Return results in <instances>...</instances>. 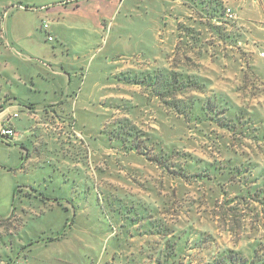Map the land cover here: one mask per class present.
<instances>
[{
  "label": "rangeland",
  "instance_id": "1",
  "mask_svg": "<svg viewBox=\"0 0 264 264\" xmlns=\"http://www.w3.org/2000/svg\"><path fill=\"white\" fill-rule=\"evenodd\" d=\"M16 2L21 1L0 0V3H4L7 7ZM215 2L221 4L225 11L230 9L236 17L233 21L227 22L223 31L231 36L233 43L230 40L227 45L221 43L219 36L211 33L206 25L198 26L199 23H205L200 18L199 12L206 9L207 5L213 7ZM140 15L142 17L141 36L124 34L117 27L109 29L107 25L101 39L94 42L92 52L75 54L71 52L69 55L64 52L59 55L60 60L68 59L69 65L65 67V71L77 82L72 93L73 102H70L69 106L62 107V111L66 110V114L71 115L75 124L72 123V127L75 128L73 138L63 136L60 138L56 134L61 130H55V135L51 136L55 141H45L47 149H36V151L39 150L37 153L34 149H27L30 154L27 161L25 157L21 159L19 149H14V147L19 148L16 146L19 141H21L19 144L23 142V133H20L21 138L16 140L14 147L7 148L5 144L0 143V215L7 213L9 217L12 213L16 214L21 210L20 207L25 202V188H36L49 198L55 199L65 195L66 192L63 191L65 189L80 188L64 186L59 184V181L62 179L73 181V178L85 179L88 184L84 185L83 193L90 197L94 194L96 202L94 201V207L88 213L78 210L77 225H84L82 222L85 223L88 219L89 232L92 231L94 236L97 237L104 232L105 227H110V233L114 235L118 222L115 223L116 219L115 225L111 222L114 221L110 217L113 214L108 210L106 198L104 203L107 210H102V206L97 203L96 192H99L102 197L100 189L108 191L109 186L110 193H120V196L127 197L124 199L126 201L136 202L138 199L150 202V195H155L152 189L159 187V184L154 182L157 177L146 166H142L141 158L123 150L131 149L130 144L121 143V140L117 139L126 138L131 141V137L135 134L140 139H149V142H146L147 149H153L151 142L161 141L167 147L187 151L198 158L205 157V149H222V152L218 153L220 158L225 156V149H255L264 167L262 155V149H264V55L261 56V53L264 54V0H142ZM123 16L124 11L119 14V20H122ZM5 20L6 16H4V22ZM223 20L226 22L225 12ZM6 22L4 35L9 41L6 50L13 49L12 51L18 54L23 49L12 45L15 34L7 35L11 15ZM216 22L218 21L215 20L212 24L218 26ZM41 24L42 22L35 21L33 26L18 27L17 31L20 30L27 37V34H31L34 30L40 39V42H37L40 52L50 54L56 49V42L53 43V38L48 33L49 29L48 31L41 29ZM178 24L193 28L200 33L201 45L195 44L190 38L181 40L179 34L182 35L183 32L177 31ZM192 36L196 37V34ZM48 37L52 38V43L47 42ZM181 41H187V46ZM27 56L21 59H29L36 64L40 63L44 69L48 68L43 62L45 59L39 53L32 57ZM1 59L2 62L6 61V57L2 56ZM27 68H29L28 65ZM162 69L166 71L184 69L190 74L197 75L208 85V90H205L207 96L212 93L224 94L233 105L248 110L249 114L237 125L238 130L244 127L245 134L241 136L237 130L229 132L214 124L210 126L182 124L173 116L172 110L157 98L155 94L157 87L144 84L145 81L148 83L150 79L156 77ZM29 74L31 77L34 76L33 71H29ZM0 77L3 79L1 81L4 89L10 86L8 79L2 75ZM140 81H142L141 84H139ZM94 82L98 84L93 85ZM16 84L23 87L22 83L16 81ZM25 84L27 99H23L24 102L43 101L44 90L33 89L30 79ZM104 86L107 87L104 88ZM192 95L194 93L188 94V96ZM14 111L19 116L16 124L21 126L26 122V114L17 106ZM37 120H40L39 122L46 129L53 125H45L43 116H38ZM31 123H28V127L32 129L35 123L32 121ZM53 128L60 127H55L54 124ZM34 131L36 133L37 130ZM128 132L133 136L128 137ZM28 139L30 143L35 141L33 135ZM30 147L31 145L28 144V148ZM38 157L40 165L37 161ZM37 165L41 167L37 168ZM43 177L53 182H48L42 187L39 185L34 187L33 180L43 179ZM18 188L21 192L14 194L15 189ZM228 191L231 192V189L229 188ZM195 193L190 191L191 196L196 195ZM156 203L157 201L153 202L154 207L157 206ZM32 204L34 211L25 215L27 220L23 219V227L26 231L36 229L40 225L48 226L44 224L48 217L43 215L42 202ZM255 207L254 212L251 206L241 205L238 208L243 220L240 223V218H237L240 223L237 230L241 237V239L237 238L240 248L264 229V205ZM116 208L117 205L113 207V209ZM257 211L263 218V220L258 219V223L254 218ZM174 218L173 214L168 220L172 221ZM209 219L211 220L210 217ZM207 221L201 218V224L206 227L210 224ZM20 222L10 218V224L0 225V235H3L0 238V256H2L0 264H9V259L6 260L3 257L8 256L9 250L13 247L10 243L12 241L8 238L16 233ZM219 227L221 230L225 229L223 225ZM48 233L45 232L42 235L46 236ZM116 236H112L111 240ZM119 237L114 240L112 247L118 243L120 246L125 244L120 235ZM237 241L235 237L230 238L218 232L215 246L216 248L231 247L237 244ZM184 242L183 238L180 245ZM130 243L131 246H137L135 239H132ZM205 249L200 254L198 249H186L187 256L190 254L195 256H190V260L186 259L185 264L187 261H192L191 264H204L210 252L207 246ZM113 250L117 254H111L113 251L110 249V257L114 258L116 263L121 256L117 249ZM100 253L101 251L96 252L93 258L97 261L101 257L102 262L106 259V254L105 251L102 255ZM80 259L84 261L83 257Z\"/></svg>",
  "mask_w": 264,
  "mask_h": 264
},
{
  "label": "trees",
  "instance_id": "2",
  "mask_svg": "<svg viewBox=\"0 0 264 264\" xmlns=\"http://www.w3.org/2000/svg\"><path fill=\"white\" fill-rule=\"evenodd\" d=\"M224 12L225 8L221 4L215 2L213 7L207 5L206 9L199 12L205 23H199L198 26L206 25L211 33L219 36V42L227 45L229 40L232 42L231 36L223 31L227 22L231 21L223 20ZM215 20L218 21V26L212 24ZM3 21L4 10L0 13L1 35ZM177 31L183 32L182 35L179 34L181 40L190 38L195 44L201 45V34L195 29L178 24ZM182 44L187 46V41ZM245 63L247 64V60ZM123 81L125 82L124 78ZM141 83L142 81L139 82ZM144 84L157 87V98L172 110L173 116L182 124H214L229 132L237 130L241 136L245 134L244 127L238 130L237 125L249 111L233 105L224 94L212 93L207 96L205 90H208V85L197 75L184 69H162L156 77ZM189 93L194 95L188 96ZM127 134L128 137L133 136L129 132ZM138 137L135 134L131 141L116 138L121 143H129L131 149L123 150L141 158L142 166H146L157 177L154 182L159 187L157 190L153 188L155 195L149 197L152 203L138 199L136 202L126 201V196L110 193L109 186L108 191L100 189L102 197L96 192L97 203L102 206L103 211L107 210L104 203L106 198L108 210L113 214L110 217L114 221L109 220L113 224L115 219V223L118 222L113 234L117 235L116 239L120 235L126 245L120 250L126 259L125 264H185L186 259L195 256H187L186 249H198L200 254L206 250L205 246L210 252L204 264H264V229L242 248L237 241V238L241 239L237 230L243 222L238 208L241 205L251 206L254 212L255 206L264 205V167L263 161L258 157L259 153L255 149H225V156L220 158L218 153L222 149H205V157L198 158L187 151L167 147L161 141H150L153 149H147L146 142L149 139ZM0 141L9 145L6 142L8 140L1 138ZM262 152L264 156V149ZM84 185L77 186L80 187L77 191L83 193ZM229 188L231 192L228 191ZM190 191H195L196 195L191 196ZM18 192L21 189H15L14 194ZM155 201L157 206L154 207ZM116 205L117 208L113 209ZM173 214L174 220H168ZM10 218H15L14 213L10 217L0 218V225L10 224ZM201 218L210 222L208 227L201 224ZM237 218H240V223ZM254 218L256 223L258 219L263 220L258 211ZM219 225H223L225 229L221 230ZM218 232L230 238L235 237L237 244L216 248ZM183 238L185 242L180 245ZM132 239L136 240L137 246L130 245ZM3 258L9 259V264H16L9 256ZM191 262L187 261V264Z\"/></svg>",
  "mask_w": 264,
  "mask_h": 264
},
{
  "label": "crops",
  "instance_id": "3",
  "mask_svg": "<svg viewBox=\"0 0 264 264\" xmlns=\"http://www.w3.org/2000/svg\"><path fill=\"white\" fill-rule=\"evenodd\" d=\"M20 1L8 7L4 3H0V10H4V16H6L5 22L3 21L2 24L0 76H4L11 83L10 86L4 89L1 81L3 79L0 77V129L5 124H8L15 130V137L6 141L9 142V145L1 141L0 143L5 144L7 148H10V146L14 147L16 140L21 138L20 133H23V142L19 144L21 142L19 141L16 144L19 148L14 147V149H19L18 152L21 159L25 157V161H27L30 156L27 149H47L45 141H55L53 140L54 137H51L55 135V130H61L60 133L57 132L56 134L60 138L63 136L72 139L75 132V128L72 127L74 123L71 115L66 114V110L62 111V107L69 106L68 104L73 102L72 93L77 82L65 71V67L69 65L68 59L65 60L62 57L63 59L60 60L59 55L64 52H67L66 54L68 55L71 52L74 54L92 52L94 50V42H98L101 39L107 25L109 29L117 27L124 34L141 36L142 17L140 10L142 0ZM122 11H124V16L122 20H119L118 17ZM10 15L11 22L9 28H7V35L9 33L15 34L14 40L12 38V45L23 49L18 54L12 51L13 49H10L11 51L6 50V47L9 46V41L5 39L4 27L5 24L7 25L6 21ZM44 20L49 21L50 28L48 33L53 38V43L56 42V49L51 51L50 54L40 52V47L37 45L40 39L34 30H32L31 34H27V37H25V33H21L20 30L17 31L18 27L33 26L35 21L41 23ZM9 40L11 41L10 38ZM38 53L45 59L43 62L48 68L44 69L40 63L36 64L29 59H21L28 57L27 55H30V57L38 55ZM2 56L6 57V61L2 62ZM27 65L29 68H27ZM59 65H61L60 68H57ZM29 71H33V77L30 76ZM29 79L33 89L44 90L43 101L27 102L29 104L24 102L23 99H27V96H25V83ZM16 81L22 83L23 87H19ZM96 84L98 82L93 83V85ZM15 106L24 110L26 114V122L21 124V126L16 124L19 116L14 117V115H17L14 111ZM56 110L57 112H55ZM31 111L33 112L31 113ZM38 116H43V123L47 126L53 124L52 127L46 129L40 123V120V122L36 121ZM31 121L35 123V127L32 129L28 127V123H31ZM54 124L55 127L59 126L60 128H53ZM35 129L37 130V135L34 131ZM49 133L51 134L48 135ZM32 135L35 139L34 143H30L28 139ZM28 144L31 145L30 148H28ZM37 161L40 165L39 157ZM39 165H37V168L41 167ZM48 182L51 183L53 181L43 177V179L39 180L34 179L33 185L34 187L36 185L42 187ZM84 182L83 179L73 178V181L62 179L58 183L69 187L81 186L84 185ZM86 184L88 183L86 182ZM25 189V202L20 207L21 210L14 214L15 218H13L19 220V222L21 220V222L17 225L16 233H13L12 237L8 238L9 241H12L10 243L13 244L8 256L16 264H125L126 259L120 251L121 248H125V244L120 246L118 243L114 247L111 246L114 240L117 239L113 237L111 240L114 235L110 233V227H105L100 222L105 227L103 228L104 232L96 237L92 231L89 232L88 219H86L85 223L82 222L84 225H77L76 215L78 210H80L79 212L88 213L94 207V194L90 197V195H84L80 190L77 191L72 188L63 190L66 192L65 195L53 199L36 188L29 187ZM11 191H13L12 188ZM38 201L42 202L44 207L43 215L46 218L48 217V220L45 218L47 222L44 224L48 226L42 227L40 225L36 229L32 228V230L26 231L23 227V219H28L25 215H29V213L34 211L32 203ZM0 218H7V213L0 215ZM45 232L49 233L43 236ZM110 249L113 251L111 254H117L113 250L117 249L121 256V259L116 263L115 259L110 257ZM100 251V255L104 254V251L106 254V259L102 262L101 257L97 261L93 258L96 252ZM80 257H83L84 261Z\"/></svg>",
  "mask_w": 264,
  "mask_h": 264
},
{
  "label": "built area",
  "instance_id": "4",
  "mask_svg": "<svg viewBox=\"0 0 264 264\" xmlns=\"http://www.w3.org/2000/svg\"><path fill=\"white\" fill-rule=\"evenodd\" d=\"M235 15L234 13H232V11L230 9H227L225 11V19L227 21H233L235 19ZM41 29L44 31H48L49 29V21H42L41 24ZM48 41H52L51 37H48ZM264 54L261 53V56H263ZM14 117H17V115H14ZM15 137V130L9 126L8 124H5L1 129H0V138L5 139V140H12Z\"/></svg>",
  "mask_w": 264,
  "mask_h": 264
}]
</instances>
